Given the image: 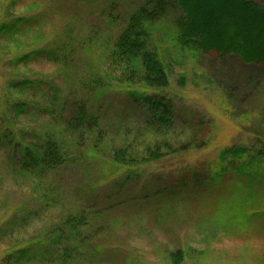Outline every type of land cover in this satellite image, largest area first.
Masks as SVG:
<instances>
[{"label": "rangeland", "instance_id": "rangeland-1", "mask_svg": "<svg viewBox=\"0 0 264 264\" xmlns=\"http://www.w3.org/2000/svg\"><path fill=\"white\" fill-rule=\"evenodd\" d=\"M9 1L0 0V23L40 13L47 15L49 22L45 27L36 23L18 40L0 43V135L6 129L17 133L21 128L42 126L44 117L35 114L48 105V99L42 97L53 94L50 88L60 89L58 102L62 105L91 98L83 91L84 83L102 78L107 85L100 99L91 104L92 111H101L99 129L103 138L96 153L90 154L84 143L79 163L45 180L44 184H50L61 198L57 206L45 210L39 199L43 189L36 182L13 177L9 153L0 150V228L17 213L35 214L28 229L15 236L23 245L44 237L65 217L86 212L90 223L83 231L79 264H175L173 255L179 251L183 255L180 264H264V188L260 189L261 198L245 204L235 189L250 185L235 174L226 175L216 201H205L207 194L197 193L193 184L216 168L219 154L226 148L264 149V67L214 52L178 51L170 25H157L151 40L166 63L169 86L148 93L164 97L175 119L172 134L157 137L147 133L144 114L132 104L128 90L106 77V42L119 31L117 26L113 31L109 28L106 7L112 0L84 4L81 0H37L41 6L25 0L26 9L7 12ZM255 1L264 4V0ZM141 3L124 0L119 19L124 22ZM67 24L75 25L77 42L76 63L70 75H62L50 63H13L16 55L57 38ZM23 80L34 83L33 91L15 94L10 82ZM16 99L32 107V115L21 117L18 124L7 117V107ZM73 140L71 137L67 142ZM156 142L161 143L162 152H169L168 146L176 152L125 168L116 166L110 155L114 149L128 152L132 146L137 151L154 149ZM185 144L191 149L179 152ZM127 177L130 183L121 186ZM189 178V184L183 187L182 182ZM175 182H179L181 193L177 192L178 203L170 211L166 201L171 198L167 195ZM165 213L167 217L162 216ZM9 243L0 240V264Z\"/></svg>", "mask_w": 264, "mask_h": 264}, {"label": "trees", "instance_id": "trees-1", "mask_svg": "<svg viewBox=\"0 0 264 264\" xmlns=\"http://www.w3.org/2000/svg\"><path fill=\"white\" fill-rule=\"evenodd\" d=\"M38 1L33 0L31 3L41 6L42 3ZM88 1L81 0V3ZM27 3L25 0H10L6 11L20 7L26 9ZM123 3L124 0H112L106 7L110 30L113 31L117 26L119 31L116 37L109 38L106 42L105 73L106 77L128 90L132 104L144 114L148 134L157 137L168 136L172 134L175 122L173 108L169 102L164 97L148 93V90L165 89L169 86L166 63L153 47L151 40L152 30L157 25H170L173 31L172 41L178 51L194 54L214 52L220 56L237 57L246 65L264 67V4L261 2L142 0V3L126 16L124 22L118 16L123 12V8L119 12ZM48 22L47 15L41 13L31 17L21 15L3 21L0 23V43L18 40L26 31L34 29L36 23L45 27ZM74 33L75 25L67 24L57 38H53L54 40L43 47L16 55L12 61L23 66L50 63L67 77L74 70L76 63L74 52L77 42ZM101 79L83 84L84 93L91 95V98L62 105L58 102L61 100L60 89L50 88L53 94L46 93L42 97L44 100L48 99V105L41 107L35 114L39 118L44 117L42 126L30 130L21 128L17 133L6 129L0 135V150L9 153L11 175L25 182H36L38 187L43 189L39 199L45 210L57 206L61 201L58 192L50 184H44L45 180L52 174L79 163L84 143L90 154L96 153V148L103 138L99 129L100 108H94V111L91 109L93 100L100 99L104 86L107 85V82ZM33 84L23 80L10 82L9 86L15 94H22L27 90L33 91ZM31 108L27 102L16 99L9 103L7 117L11 122L18 124L17 121L21 117L29 116ZM91 134H94L92 139ZM71 137L74 138L73 143L67 142ZM160 145V142H156L154 149L146 148L144 151H137L133 146L128 152L126 149H114L110 155L116 166L125 168L144 162L151 163L168 153L176 152L172 146H168L169 152H162ZM191 147L190 144H185L179 147L178 151H189ZM229 174H235V178H242L250 185L235 189L245 204L258 200L259 196L261 198L260 189L264 188V149L242 146L226 148L219 154L216 168L211 173L193 180V184L198 190L197 193L207 194L206 197L200 196L204 197L205 201H216L220 197L219 189L223 188V182ZM191 179H186L181 185L187 187L186 184H189ZM130 181L131 178L127 177L120 185L126 186ZM180 188L179 182L171 186L167 195L171 198L166 201L167 210H174L173 205L177 202L176 197L180 195L177 192L181 193ZM165 192L167 193V190ZM226 197H223V200ZM162 216L167 217V213ZM34 218L35 214L17 213L0 228V240L7 239L10 242L1 264H79L83 231L90 223L86 212L65 217L44 237L29 240L22 245L20 239L15 236L25 232ZM182 259L180 251L173 255L175 264H180Z\"/></svg>", "mask_w": 264, "mask_h": 264}]
</instances>
